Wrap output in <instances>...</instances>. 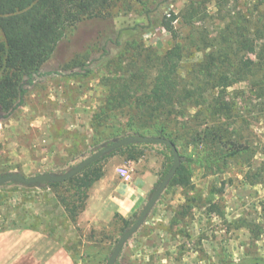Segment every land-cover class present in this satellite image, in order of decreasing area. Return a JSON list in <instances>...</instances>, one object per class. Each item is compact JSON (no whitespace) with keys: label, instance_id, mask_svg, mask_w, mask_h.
I'll return each instance as SVG.
<instances>
[{"label":"rangeland","instance_id":"obj_1","mask_svg":"<svg viewBox=\"0 0 264 264\" xmlns=\"http://www.w3.org/2000/svg\"><path fill=\"white\" fill-rule=\"evenodd\" d=\"M220 2L221 13L215 0H114L106 20L94 22L96 43L81 58L86 64L84 70L90 67L93 71L89 75L70 76L67 74L71 70H68L62 75L37 79L28 87L23 105L7 118H0V179L13 175L26 178L63 175L117 140L156 137L154 130L144 131V136L128 131L136 115L131 104L107 107L111 82L122 79V68L127 69L129 63L137 61L138 67L149 74L141 81L142 88H148L151 75L146 58L149 54L162 56L175 43L162 27L143 35L134 28L148 24V11L160 16L170 12L181 15L192 3L201 13L200 21L194 27L183 24L181 19L175 22L180 41L191 38L194 31L206 38L212 37L222 30L224 15L232 16L239 11L254 25L264 23V5L256 9V0ZM3 41L0 30V43ZM208 51L192 50L182 64L180 77L187 79L192 65L199 63ZM2 60L0 56V79L4 69ZM56 63L50 62L47 69L57 67ZM247 91L246 84H238L229 89V94L238 99ZM196 111L194 107L179 106L176 113L167 116V128L174 134L179 133L181 154L195 159L191 164L192 187H167L146 221L124 245L115 264H219L225 259L247 258L264 261V175L261 183H253L250 177L264 162L261 152L264 108L239 106L234 121L231 118L224 123L225 127L237 128L234 140L250 146L256 156L251 167L240 158L229 159L225 171L218 175L208 173L202 161L208 156L215 157L213 148L186 145L192 136V127L198 131L212 127L200 119L194 122L191 116ZM6 113L0 110V115ZM240 116L246 121L242 122ZM135 124L140 126L141 123L136 121ZM138 144L144 155L137 162L143 168H156L160 184L173 166L171 149L160 143ZM129 164L125 155L117 154L107 158L101 166L106 172L108 167L118 169ZM63 199H67L70 206L81 204L69 185L53 189L16 180L4 181L0 183V229L20 226L41 229L64 238L74 254L83 240L96 239L103 244L98 247V257L89 258L96 248L88 246V256L79 264H109L118 241L150 198L131 218L128 228L117 215L110 220L109 214H105L96 229L89 227L91 220L83 211L72 219ZM87 204L88 199L85 208Z\"/></svg>","mask_w":264,"mask_h":264},{"label":"trees","instance_id":"obj_2","mask_svg":"<svg viewBox=\"0 0 264 264\" xmlns=\"http://www.w3.org/2000/svg\"><path fill=\"white\" fill-rule=\"evenodd\" d=\"M215 1L218 13H221L222 4L220 0ZM113 3L114 0H0V30L4 36L0 43L4 68L0 79V110L7 112L0 118H7L23 105L28 87L37 79L62 75L68 70H71L67 74L70 76L89 75L93 71L94 68L90 67L84 70L86 64L81 58L96 43L94 22L106 20ZM262 5L264 0H256V9ZM200 15L193 3L181 15L170 12L160 16L148 11V24H138L134 30L143 35L162 27L172 35L175 43L162 56L149 54L146 58L151 75L148 88H142L141 81L149 74H145L144 68L138 67L134 60L127 69L122 68V79L111 82L107 102L110 109L125 104L134 107V123L128 126L131 134L144 136V131L150 133L154 130L156 134L153 135L168 139L176 146L180 167L170 180L168 189L192 187L191 164L195 159L181 154L179 133L174 134L168 129L167 116L176 113L179 106L197 108L192 120L200 119L212 125L204 131L192 127V136L186 142L188 146L197 144L214 149L215 157L202 159L208 173L222 174L229 159L240 158L251 167L256 156L250 146L234 140L237 128L225 127L224 123L231 118L234 121L239 106L257 110L264 108V23L254 25L239 11L232 16L224 15L222 30L212 37L206 38L198 35L199 31H194L191 38L180 41L174 23L181 19L183 24L194 27L200 21ZM194 49L209 51L204 52L199 63L192 65L188 78L182 79V64ZM52 61H56L58 66L49 70L47 65ZM238 84H246L248 91L237 99L230 96L229 89ZM240 118L242 122L246 121ZM136 121L141 123L140 126L135 124ZM140 146L134 143L118 148L68 179L49 181L39 186L58 189L69 185L81 204L70 206L67 199L62 203L74 219L84 211L89 190L105 176L101 163L117 154L125 155L128 161H138L144 155ZM261 152L264 155V145ZM171 160L174 161L173 153ZM263 175L264 162L253 170L250 177L253 183H261ZM124 224L126 228L130 226L129 221H124ZM219 264H264V261L257 258L225 259Z\"/></svg>","mask_w":264,"mask_h":264},{"label":"crops","instance_id":"obj_3","mask_svg":"<svg viewBox=\"0 0 264 264\" xmlns=\"http://www.w3.org/2000/svg\"><path fill=\"white\" fill-rule=\"evenodd\" d=\"M128 162L131 164L124 168L108 167L105 176L89 190L83 211L91 220L89 227L98 228L96 224L105 214H109L110 220L117 215L131 223V218L150 198L158 184V170L153 166L143 168L137 161ZM88 246L96 248L90 253L91 259L98 257V247L103 244L96 239L83 240L74 254L64 238L32 227L10 228L0 231V264H79L87 258Z\"/></svg>","mask_w":264,"mask_h":264},{"label":"water","instance_id":"obj_4","mask_svg":"<svg viewBox=\"0 0 264 264\" xmlns=\"http://www.w3.org/2000/svg\"><path fill=\"white\" fill-rule=\"evenodd\" d=\"M147 143V144H156L160 143L165 146H169L173 156V166L165 176V178L161 181L159 186L154 190L152 196L150 197L147 204L144 206L143 210L137 217L136 221L132 226L125 231L123 236L118 241V244L115 247V250L112 254V256L109 259V264H115L116 259L118 258L120 252L122 251L124 245L129 241L130 237L141 227V225L146 221L148 215L151 213L157 202L159 201L162 193L165 191L167 186L169 185L170 180L177 172L178 168L180 167V159L178 155V151L176 146L168 139L164 138H158V137H128L125 139H120L115 141L114 143L104 147L102 150H100L98 153L94 154L93 156L85 159L82 161L78 166H76L71 171L63 174V175H57V176H49L47 174L38 175L36 177L26 178L21 175H13V176H7L2 179H0V183L4 181H11L16 180L19 181L22 184L29 185V184H41V183H47L49 181H56V180H65L68 179L70 176L80 172L82 169H84L86 166L94 162L95 160L101 158L105 154L116 150L118 148H122L130 143Z\"/></svg>","mask_w":264,"mask_h":264}]
</instances>
